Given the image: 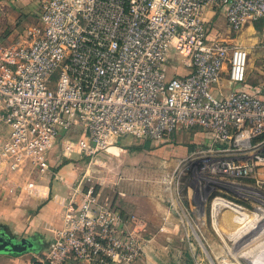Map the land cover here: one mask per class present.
<instances>
[{
	"label": "built area",
	"instance_id": "built-area-1",
	"mask_svg": "<svg viewBox=\"0 0 264 264\" xmlns=\"http://www.w3.org/2000/svg\"><path fill=\"white\" fill-rule=\"evenodd\" d=\"M30 1L40 25L0 45V175L46 173L48 152L73 128L89 156L123 136L166 141L193 131L207 137L188 157L198 172L264 185V81L259 90L243 86L247 49L210 38L205 18L207 6L219 9L237 32L264 21V0ZM168 65L185 72L168 79ZM223 71L241 87L216 95ZM97 185L88 170L69 185L60 225L33 264L138 258L140 217L103 201Z\"/></svg>",
	"mask_w": 264,
	"mask_h": 264
},
{
	"label": "crops",
	"instance_id": "crops-1",
	"mask_svg": "<svg viewBox=\"0 0 264 264\" xmlns=\"http://www.w3.org/2000/svg\"><path fill=\"white\" fill-rule=\"evenodd\" d=\"M20 1L9 0L8 8L4 5V8L0 7V45L14 39L17 19L15 8H18L16 3ZM205 18L210 38L247 49L248 65L250 60L256 64L251 66L254 69L252 72L247 70L243 86L259 90L264 81V21H246L239 31L232 32L221 10L207 6ZM236 87L241 85L229 80L227 73L223 71L219 85L213 90L216 95H224ZM261 94L264 98V90H261ZM200 135L207 143L206 135ZM63 142L65 139L51 152L50 162L53 166L60 165L63 156L67 158ZM166 155L164 154L165 157ZM173 157L175 156H170V159ZM101 164V168L95 170L98 173L95 179L101 199L123 214H137L141 220L139 224L143 226L141 251L132 264H188L177 259L183 252L180 218L184 215L188 219L187 208L178 194L177 186L171 188L165 185L162 189L157 183L143 184L142 181L131 179L125 182V172L119 176V170L108 165L106 160ZM106 166L109 171L116 173L111 182L113 186L106 183V173L103 174ZM73 168L75 169H70L67 162L62 163L53 171L50 179L47 178L50 168L44 174L26 167L21 171L0 175V229L10 234L12 244L31 243L20 253L0 252V264H33L44 254L60 225L61 212L70 191V176L66 177L65 174L71 173L74 177L77 175ZM260 172L263 175L264 167H260ZM135 174L141 175V171ZM108 186L111 188L107 189ZM24 206L31 207V210L22 211Z\"/></svg>",
	"mask_w": 264,
	"mask_h": 264
},
{
	"label": "rangeland",
	"instance_id": "rangeland-1",
	"mask_svg": "<svg viewBox=\"0 0 264 264\" xmlns=\"http://www.w3.org/2000/svg\"><path fill=\"white\" fill-rule=\"evenodd\" d=\"M16 4L18 8H15L17 19H15L14 41L20 36H24L27 27L40 25L39 8L35 2L21 0ZM255 64L256 62L253 63L250 60L247 70L252 72L254 69L251 66ZM83 135L81 130L73 128L69 131L68 138L65 139L66 162L70 169L75 167L73 169L77 174L76 177L71 176V173L65 174L66 177L70 176L68 177L70 184L87 170L96 178L98 173L95 170H98L99 165L102 166L101 163L106 160L108 165L119 170L117 175L120 176L125 172V182L138 180L143 184L157 183L162 189L165 185L171 188L176 185L178 194L186 205L188 218L185 219L184 215L180 218V228L183 232L181 244L183 252L177 257L180 262L185 261L188 264H264V236L257 241H254L252 236L255 234V237L264 230V225H262L258 229L256 228L255 232L252 231L258 225V221L264 219V185L249 178L231 180L207 171L198 172L195 163L188 161V157L197 148L207 147L205 140L201 139L200 132L178 131L171 134L169 137L174 144L173 150L180 152L173 159H170V155L164 156L162 143L139 140L131 136L121 137L116 144L105 150L106 153L101 152L89 156L85 154V149L81 146V144H85ZM62 141H64L63 138L59 137L56 143L59 142L60 146ZM69 146H72L76 151L70 153L67 150ZM234 160L243 162L247 159L245 156H239ZM137 171H141V175H136ZM105 173L106 183L109 182L108 185H112L111 182L116 173L109 171L107 166L106 172L103 174ZM127 177L129 178L127 179ZM115 185L117 186V184ZM110 188L107 187V189ZM167 191L169 193V190ZM217 197L227 201L228 205L243 207L242 209L247 215H250L251 220L247 219L246 222L235 226L234 214H230L231 223L225 222L221 228L216 227L214 222L219 221V218L222 215L225 216L226 212L229 214V210H231L229 207L223 206L216 212L213 209V202ZM258 217L260 219L254 222ZM189 222L192 223L200 240L192 231ZM247 228L248 230L243 231ZM233 231H236L235 234ZM189 243L196 248L195 253L190 251Z\"/></svg>",
	"mask_w": 264,
	"mask_h": 264
},
{
	"label": "bare ground",
	"instance_id": "bare-ground-1",
	"mask_svg": "<svg viewBox=\"0 0 264 264\" xmlns=\"http://www.w3.org/2000/svg\"><path fill=\"white\" fill-rule=\"evenodd\" d=\"M176 202V201H175ZM178 203V202H177ZM213 205H214V208L213 209H215L216 210V212L217 211H219L223 206H227V207H229L231 210H229L230 212H229V214H226L225 212V216H223L222 215V217L221 218H219V221H215L214 223L216 224V227H219V228H221L222 226L221 225H224V223L226 222H228V223H231L230 222V220H229V217H230V214H234V218H235V226H239V224L240 223H242V222H246L247 221V219L248 220H251V218H250V215H247V213L245 212V210H243L240 206H236V205H234V206H231V205H228V203H227V201H224L223 199H221V198H218L217 197V199H215V201L213 202ZM182 206V205H181ZM183 212V211H182ZM184 214V213H183ZM216 214V213H215ZM218 214V213H217ZM220 215V214H219ZM186 217V216H185ZM216 217V216H215ZM186 219V218H185ZM260 219V217H258V218H256L255 219V221L254 222H257L258 220ZM188 221V220H187ZM264 219L263 220H259L258 221V225L257 226H255V228H253V230L252 231H254L256 228L258 229L259 227H261L262 225H264ZM261 223V224H260ZM243 224H245V225H247L246 223H243ZM189 225L191 226V228H192V223H190L189 222ZM234 225V224H233ZM250 227V225H247V227ZM236 229H237V227H235ZM217 229V228H216ZM235 229V230H236ZM239 230H240V228H238ZM256 229V230H257ZM238 230V231H239ZM245 230H248V228L247 229H244L243 231H245ZM255 230V231H256ZM192 231L196 234V231H195V229H192ZM220 231V230H219ZM252 231H251V233H252ZM254 231V232H255ZM232 232V231H231ZM234 232V234H235V232L236 231H233ZM237 233H239V232H237ZM236 233V234H237ZM255 235V234H254ZM254 235H252L253 236V239H254V241H257L258 239H260V238H263V236H264V230H262V232L259 234L258 233V235H256L255 237H254ZM196 236H197V239L199 238L198 237V235L196 234ZM252 239V240H253ZM199 240H200V238H199ZM198 240V241H199ZM251 240V241H252ZM250 241V242H251ZM249 242V243H250ZM248 243V244H249ZM253 243V242H252ZM242 246V245H241ZM244 247H245V245H243ZM247 246V245H246Z\"/></svg>",
	"mask_w": 264,
	"mask_h": 264
},
{
	"label": "trees",
	"instance_id": "trees-1",
	"mask_svg": "<svg viewBox=\"0 0 264 264\" xmlns=\"http://www.w3.org/2000/svg\"><path fill=\"white\" fill-rule=\"evenodd\" d=\"M9 0H0V7L1 8H4V6H5V8H8V4H9V2H8ZM4 5V6H3ZM185 72V68H183V67H181L180 65H168L167 67H166V76H167V78L168 79H170V78H172V77H174V76H178V75H181L182 73H184ZM69 135V132L68 133H66V134H64V136H61L62 138H63V140L64 139H67L68 136ZM60 137V138H61ZM139 140H142V139H139ZM146 141H150V140H146ZM59 142H60V140H59ZM59 142H57L56 144H54V146L50 149V151L48 152V161H49V167H50V172L47 174L48 176H47V178L48 179H50L51 178V176L53 175V171H55V169H57L58 167H60L61 165H62V163H66V157H64L63 156V160L61 161V164L60 165H56V164H54V166L51 164V162H50V160H51V157H50V155H51V152L53 151V150H55V148H57L58 147V145H59ZM151 142H153V141H151ZM155 142H159V143H162L161 145H162V151L165 153V154H167V155H170V156H175V157H177V155H179V150H178V152H176V151H174L173 149V142H172V140H166V141H155ZM57 152V151H56ZM56 165V166H55ZM31 207H29V206H24V207H22V211H29V209H30ZM31 210V209H30ZM20 219L22 218V216H20L19 217Z\"/></svg>",
	"mask_w": 264,
	"mask_h": 264
},
{
	"label": "water",
	"instance_id": "water-1",
	"mask_svg": "<svg viewBox=\"0 0 264 264\" xmlns=\"http://www.w3.org/2000/svg\"><path fill=\"white\" fill-rule=\"evenodd\" d=\"M39 238H42L39 235ZM31 243L15 245L12 244V238L9 233H6L4 229H0V252H12V253H20L23 252L27 247H29Z\"/></svg>",
	"mask_w": 264,
	"mask_h": 264
}]
</instances>
